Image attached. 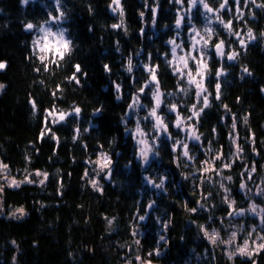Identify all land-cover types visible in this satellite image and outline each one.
<instances>
[{
	"label": "trees",
	"instance_id": "1",
	"mask_svg": "<svg viewBox=\"0 0 264 264\" xmlns=\"http://www.w3.org/2000/svg\"><path fill=\"white\" fill-rule=\"evenodd\" d=\"M62 2L64 7L61 10L66 12L67 19L58 25L50 21V26L54 31L58 27L68 30L66 36L73 42L72 52L59 63H50L56 59L50 54L49 61H45L49 70L44 71L38 51L34 53L32 45L38 33L26 31L24 24L42 23L48 19L49 12L58 15L54 11V0H29L26 6L20 0H0V61L7 65L0 70V84L5 85L0 89V160L9 164L11 175L16 179L24 177L26 168L36 181L22 184L18 189L5 186V191L0 194L3 200L0 264H141L135 259L137 255L150 260L151 264H251V260L239 255L230 261L225 254L226 246L209 244L197 227L212 215L217 220L212 226L219 228L221 237L227 239L230 234L227 226L233 222L245 225L247 230L254 223L259 225L258 219L251 214L243 218L227 216L231 209L222 202L224 192L219 187L220 178L213 176L212 181L197 187L199 181L193 183L192 173L199 164L181 158L180 167H177L174 160L178 153H172L166 137L160 145V155L142 166L135 155L137 145L131 133L125 131V120L129 121L127 127H134V115L126 116L125 113H131L127 108L129 94L134 93L147 76L140 67L146 62L147 53L160 54L157 60L161 63L159 71L164 73L161 76L162 91L175 93L166 96V100L182 104L193 102L191 91L187 96L177 91L176 78L163 63L162 54L170 47L166 41L177 31L174 27L177 5L169 0H158L161 10L157 14V24L153 25L149 6L156 7L157 0H121L125 32L124 28H111L120 20L119 15L113 14L108 7L111 0ZM207 2L218 8L223 0ZM89 5L92 6L91 12ZM142 11L143 19L140 17ZM202 12V8L193 9V23L203 33L206 19ZM245 12L247 15L254 13L258 18V21H252L251 27L259 42H249L244 50L234 40L231 47L240 55L236 61L223 62L225 72L219 78L221 100L210 97L212 107L206 109V115L201 118L203 126L198 127L200 133L213 140L212 146L216 149L221 145L227 148L230 143L227 133L231 131L232 121L230 118L222 121V117H237V130L242 138L255 134V146L260 155L252 153L242 139L244 158L223 173L233 177L231 182L224 181L232 188L230 199H235L237 206L243 208L253 201L264 207V202L254 195V191L250 194L252 198L246 199L239 188L241 165L247 161L254 160L258 165L255 183L250 181V188L255 190L260 178L264 177V168H259L264 165V37L260 36L264 32L260 31L264 29V9L249 4ZM211 15L215 19L216 14ZM221 15L226 20L227 15L223 12ZM211 26L220 32L226 43L233 41L216 20ZM180 33L185 39L186 28ZM129 56L136 65L133 73L126 71ZM75 64H80L86 73L80 77V84L67 79ZM105 64L111 71H105ZM220 66L213 55L209 60L211 83L206 82L210 92H214L217 82L214 73ZM244 67L252 75L245 74ZM37 68L40 71H36ZM134 76L140 78L139 83L132 82ZM116 83L121 85V99H117ZM58 86L62 91L54 97L52 92ZM32 100L36 101L35 111L30 103ZM142 102L148 104L149 97H142ZM223 105L228 106L230 113ZM75 106L81 109L78 117L73 113L65 122L51 125L55 138L48 134L40 139L47 110L55 107L71 111ZM97 108L101 109L99 113L95 112ZM142 112L146 109L139 110L141 117L144 116ZM245 116L248 117L247 124L243 122ZM77 128L80 135L74 141L72 137ZM213 128H216L215 135L212 134ZM171 131L175 135L177 130L172 128ZM181 136L177 138L183 139ZM85 144L87 150L83 147ZM189 144L191 148L194 142L189 141ZM98 145H103V150L113 160L110 180L102 179L103 173L97 177L92 165L87 163L95 159ZM197 155L200 160L205 159L198 150ZM86 169L89 172L87 177L84 176ZM36 170L49 173L44 185H39L42 177H35ZM195 175L199 176V173ZM145 176L153 177L157 182L160 176H166L167 191L147 184ZM92 179L99 180L102 192L93 189ZM208 193L211 196L203 199ZM153 200L155 204L149 208L147 205ZM197 201L204 204V209L190 212V208L198 207ZM18 207H23L26 214L14 218L11 212ZM141 215L145 217L143 220L139 219ZM220 218L224 219L223 226L218 223ZM108 220L112 223L109 224ZM164 224L168 225L167 229ZM133 230L137 233L135 236ZM160 235H164L166 241H160ZM137 239L139 245L134 243ZM13 240L15 245L11 243ZM157 247L160 255L148 257L147 253ZM252 259L257 264H264V252Z\"/></svg>",
	"mask_w": 264,
	"mask_h": 264
},
{
	"label": "snow or ice",
	"instance_id": "2",
	"mask_svg": "<svg viewBox=\"0 0 264 264\" xmlns=\"http://www.w3.org/2000/svg\"><path fill=\"white\" fill-rule=\"evenodd\" d=\"M22 5H28L29 0H20ZM214 3L219 2V0H213ZM55 9L54 11L58 15H54L52 12H49L48 19L44 20L42 23L34 24L32 22H26L24 24V29L28 32L35 31L38 33L35 39L32 41L33 51L36 53L38 51V58L43 64V70L48 71V64L45 61H49V55L51 54L56 59L49 61L50 63H59V61L65 60L72 52V40L66 36L67 29L58 27L56 31L50 26V21L56 22L57 25L63 19H67L65 11L61 9L64 7L62 0H54ZM169 3L173 5H179L180 7L176 11V18L174 21V27L177 30L173 38H170L166 43L170 46L169 49L163 52V63L171 71L173 77L177 81V91L184 93V95H189L190 91L192 92L193 102L191 104L187 103H169L166 100V96H174L175 93L162 91V81L161 76L164 73H161L160 67L161 63L157 60L159 53H147L145 56V61L140 67L143 72L147 74L144 79L143 84L140 85L134 93H130V102L127 104V108L131 110V114L135 118V127L129 128L127 124L129 121L125 120V131L131 133L132 139L137 145V152L135 153L136 158L141 162V165H148L152 155L159 156V148L162 143H164V138H167V146L171 148L172 153L178 155L176 156L174 162L177 167H180V159L184 158L186 161L192 164H199V167L194 169L192 173L193 183L199 181L197 187H203L207 182L212 181L213 176L219 177V187L223 189V203L228 205V208L231 209L227 211L228 217L239 216L241 218L245 217L246 214H251L255 216L259 225L252 224L250 225V230L245 228V225H231L227 227L229 229V235L227 239L221 237V231L219 228L212 225L217 223V220L209 215L206 218L204 224H199L197 227L203 236L207 239L209 244L216 246L218 243L227 245L229 249L226 250L225 254L228 259L231 261L237 255L241 257H247L251 260V264H257L252 258L254 256L260 255L261 252H264V207H260L255 201L251 202L247 208L237 206V201L235 199H230L232 195V188L225 185L224 181H233L231 175H223L225 169H231L237 163L238 160H242L243 154L245 153V147L242 146L241 140L243 139L244 143L249 145L251 152L255 155H260L256 148V137L252 133L247 137H241L238 129L237 117L231 115L230 117H222L221 120L230 118L231 131L227 133L228 141L230 142L227 145V148L224 145H221L219 149L214 148L213 140H210L207 136H204L203 133L198 131V127H202L201 118L206 115V109L212 107V102L210 97L215 101L221 100V83L219 78L224 74L225 68L223 62L227 61H236L240 55L239 51H236L231 47L235 42H238L241 49L246 50L248 43L255 41L257 36L253 33V30L249 27L246 32L247 40L241 36V32L234 29L233 20L229 19L225 21L221 13L223 12L226 15H234V19L247 23L245 19V13L241 10V6L247 8L249 4L255 6L257 9H264V3H257L256 0H231V5H235V9L230 5L229 0H223L222 3H219L218 8H213L207 2V0H169ZM187 4V7H185ZM110 11L113 14H118L120 17L119 23H114L111 25L112 29H122L124 28V8L122 6L121 0H111V3L108 5ZM202 8L203 15L206 19V24L203 30V33L196 27L193 23V9ZM151 12V23L153 25L157 24V14L161 10L157 0V6H149ZM89 12L92 11V6L89 5ZM215 13V20L218 22L220 28L227 34L229 37H236L237 41L229 40L226 43L224 38H221L220 32L216 31L212 26L213 17L209 14ZM141 19L144 18V12H140ZM253 18L255 14L253 13ZM49 25V26H45ZM186 28V38L183 40L177 41V37L181 35L180 29ZM91 30V29H89ZM126 32L127 29L124 28ZM141 34H143V29H141ZM261 37H264V32L260 33ZM119 42H117L118 44ZM119 51V47L117 48ZM139 53H137L138 55ZM213 55L216 58V61L220 63V67L216 69L214 76L217 82L214 85V92H210L206 87V82L211 83V69L209 68V60L213 59ZM6 62L0 61V70L6 68ZM134 65L133 59L131 56L128 57L126 71L128 73H133ZM73 72L71 76L67 77L70 82L75 84H80V77L86 76V73L82 69L80 64H75L73 66ZM105 71H111L109 65H104ZM36 71H40L39 68ZM242 71L247 75H252L247 67H244ZM243 78V77H241ZM138 77H132V82L139 83ZM43 83V81H41ZM187 86L184 87L183 85ZM5 85L0 84V89H3ZM115 90L117 92V99H121V85L119 83L115 84ZM62 91V89L57 88V90L52 92V95L55 97L57 93ZM264 91V89H262ZM149 97V103L145 104L142 102V97ZM32 108L36 110V101H30ZM150 105V106H149ZM226 112L230 113L227 105H223ZM140 109H146L145 115L141 118L138 115ZM101 109H95V112L99 113ZM75 114L77 117L81 113V109L78 106H75L71 111L57 110L53 107L50 110H47V114L43 118L44 131L40 133V139L43 140L46 135L51 134L52 138H55V133L52 131L51 125L61 124L65 122L68 117L72 114ZM185 113H189L185 115ZM129 115V113H125ZM171 117V118H169ZM123 119V118H122ZM142 120L144 123L142 124ZM244 124H247L248 117H243ZM175 128L177 131L173 135L171 129ZM88 129H84L87 131ZM75 135L72 139L77 140L80 135V129H75ZM183 133L184 138L178 139L179 135ZM212 134H216V128L212 129ZM189 141L194 142L193 146L190 148ZM58 142V141H57ZM84 149L87 150L88 145H83ZM197 150L200 155H204L205 159L200 160L199 155H197ZM95 159H90L87 161L88 164L92 165V170L97 177L102 179L110 180L113 172V160L111 156L103 150V145L97 146V151L94 153ZM27 159V158H26ZM132 161H129L131 164ZM185 167L188 164L184 165ZM242 171L239 173L241 182L239 183L240 190L244 193L246 199H251L253 194L256 197H260L262 202H264V177L260 178L258 184H256L255 190L249 187V182L254 181V174L258 172L257 162L254 160L247 161L241 165ZM259 168H264V165H259ZM19 171V169L17 170ZM26 174L22 180H18L15 176L11 175V169L8 163L0 160V194H3L5 191V186L8 188H20L22 184H33L36 181L32 178L33 173L28 172L25 168L23 170ZM59 171V170H57ZM199 173V176H196L195 173ZM35 177H42L39 179V185H44L49 179V173L47 171L36 170L34 173ZM89 175L88 170L84 172V176ZM183 175V173H182ZM166 176H160L158 182L155 178L150 176H145V181L147 184L155 187L156 189H161L167 191L165 188ZM184 179H189L188 176H184ZM90 183L93 189L97 191H103L99 180L92 179ZM211 196V193L203 196L202 198L207 200ZM198 207H192L189 209L192 213H197L200 210L204 209V204L199 201L196 202ZM155 204V201H149L148 207L151 208ZM187 207V204H185ZM3 210V200L0 197V211ZM18 214V215H17ZM25 209L23 207L16 208L11 212V216L14 218L23 217L25 215ZM145 217L141 215L140 220H143ZM159 219V218H158ZM211 221V224L208 222ZM108 223L111 224L112 220H108ZM218 223L224 225V219L220 218ZM167 224H164L163 227L167 229ZM259 227V231H258ZM137 233L133 230V236ZM243 234V235H241ZM160 241H166L164 235L159 236ZM15 245V241L11 242ZM136 245L140 244V240H135ZM159 243V242H157ZM153 254L156 256L160 255V249L157 247L153 252H148L147 256L151 257ZM136 261H141V264H151L150 260L142 259L141 256L137 255L135 257ZM15 261V257H13ZM131 264V262H129Z\"/></svg>",
	"mask_w": 264,
	"mask_h": 264
},
{
	"label": "flooded vegetation",
	"instance_id": "3",
	"mask_svg": "<svg viewBox=\"0 0 264 264\" xmlns=\"http://www.w3.org/2000/svg\"><path fill=\"white\" fill-rule=\"evenodd\" d=\"M256 2H257L258 4H259V3H263V0H256ZM229 3H230V5H231V0H229ZM231 6L233 7V9H235V5H231ZM241 10L245 13V19H246L247 23H244V22H242V21L235 20V19H234V15H227L225 21H227V20H229V19H232V20H233L234 29H235L236 31L241 32V36H242L245 40H247V37H246L247 29L250 27V28L253 30V28L251 27V23H252V21H255V22L258 21V18H257L256 15H255V18H253V14H251V15H247L246 12H245V7H243V6H241ZM211 14H214V13H211ZM263 30H264V29L261 28L260 31H263ZM253 33H254V31H253ZM244 34H245V36H244ZM229 38L232 39L233 41H234V40H237L236 37H229ZM256 41L259 42V39L255 40V41H252V42H256Z\"/></svg>",
	"mask_w": 264,
	"mask_h": 264
},
{
	"label": "rangeland",
	"instance_id": "4",
	"mask_svg": "<svg viewBox=\"0 0 264 264\" xmlns=\"http://www.w3.org/2000/svg\"><path fill=\"white\" fill-rule=\"evenodd\" d=\"M179 7H180V6L177 5V8H179ZM185 7H187V4H185ZM209 15H210V16H213V15H211V14H209ZM214 20H215V19H212V22H213ZM180 30H181V29H180ZM180 30H179V31H180ZM180 40H183L182 37H181V35H180L179 37H177V41L179 42ZM142 113H143V115H145L146 112H142ZM138 115H139V117H141L139 113H138ZM128 116H131L130 111H129V115H128ZM133 118H134V127H135V118H136V117L133 116ZM141 118H142V117H141ZM142 124H143V122H142ZM134 127H130V128H134ZM174 129H175V128H174ZM181 134H182V136H181L180 138H184V134H183V133H181ZM154 156H155V155H152V156H151L150 161H151V159H152ZM22 179H23V178H22ZM22 179H20V180H22ZM18 180H19V179H18ZM234 221H237V220H234ZM231 222H232V221H231ZM233 223H234V224H232V225H238V224H235V222H233ZM225 246H226V249H227V250H231V249L228 248L227 245H225Z\"/></svg>",
	"mask_w": 264,
	"mask_h": 264
},
{
	"label": "water",
	"instance_id": "5",
	"mask_svg": "<svg viewBox=\"0 0 264 264\" xmlns=\"http://www.w3.org/2000/svg\"><path fill=\"white\" fill-rule=\"evenodd\" d=\"M234 218H239V216H235Z\"/></svg>",
	"mask_w": 264,
	"mask_h": 264
}]
</instances>
